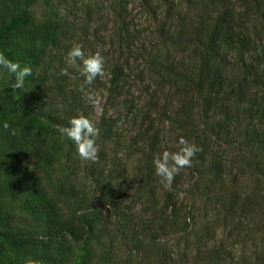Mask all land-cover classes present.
<instances>
[{"label":"rangeland","instance_id":"1","mask_svg":"<svg viewBox=\"0 0 264 264\" xmlns=\"http://www.w3.org/2000/svg\"><path fill=\"white\" fill-rule=\"evenodd\" d=\"M171 1L175 8L168 21L159 0L18 2L19 8L25 9L35 24L43 23L49 15H53L62 17L76 27L83 25L82 20L86 19V4L94 3L97 12L88 21V38L93 33L96 48L101 49L102 53L111 49L110 56H115L117 61L121 58L128 64L117 86H111L108 72L104 70L103 76L97 77L98 81L81 91L86 117L98 128L104 123L109 131L106 140L99 146L97 161L81 160L73 142L59 133L58 128L52 131L57 156L51 164L25 159L26 165L38 173L46 194L58 208L59 216L76 227L74 231L79 238L72 240L67 237L65 242V264H189L190 256L201 249L216 251L215 259L220 261L224 258L226 264L256 263L255 253L252 259L247 257L249 249L243 255L245 250L235 236L237 226L234 219H222L218 210V195L225 189L231 194H245L257 189L264 191L263 176L260 179L253 168L258 158L257 151L248 147L250 143L244 132V128H249V121H252L264 135V93L258 96L260 89L257 92L251 86L239 108H227V115H233L230 119L234 123L229 121L218 134L211 132V120L207 123L204 117L198 118L197 107L191 105L196 133L188 142L201 150L192 158L190 170L182 169L185 180L176 198L187 212L186 230L175 234L158 232L153 242L145 234L139 235L136 231L137 220L148 214L143 211V199L148 188L145 182L139 186L138 180L142 173H149L152 178L155 172L149 166L148 159H141L138 152L144 141L135 140V137L142 129L155 127L160 142L169 146L168 151L178 147L180 139L174 136L178 126L171 124L170 127L174 128L171 131L161 115L165 112L169 114L185 97L180 85L181 75L192 71L196 64L189 46H179L176 42V33H172V40H163L161 32L169 21L170 25L176 26L175 30L191 26L199 13V7L194 5L196 0ZM0 3H4V8L10 5L6 0H0ZM110 5L120 9L127 21V33L130 36L121 44L114 41V35L111 37L114 29ZM27 33L26 29L14 31L10 35V46L0 50V53L5 56L17 55V51L23 48H32L30 53L39 59L36 72L43 68L45 70L49 63L57 61L64 47H59L57 53L50 55L47 43H40L39 40L28 42ZM72 36L65 39V45L73 42ZM16 43L20 45L18 49L15 48ZM84 52L86 56L89 55L87 48ZM231 62V57H224L220 63L222 71L229 74ZM65 63L69 66L67 58ZM73 71L68 68L69 75L64 76L68 85L77 84ZM13 78L14 74L0 68V92L7 90L11 93L12 103L18 108H44L41 101L22 95L23 88L13 89ZM89 95L99 97L103 111L94 106ZM253 95L259 98L253 100L250 98ZM187 96L189 98L190 95ZM153 100L159 106L153 105L148 109V102ZM245 100L252 102L249 107L253 111L261 100L263 108L258 114V121L256 117L250 119L244 110L241 112L246 107ZM218 117L215 114L213 119ZM40 120L43 122V118ZM200 160L203 162L200 163ZM211 162L216 164L215 171L212 170L214 167H211ZM63 187H72L75 192H63ZM138 187L141 188L140 193ZM257 202L264 206V199L257 198ZM255 223H250L254 229ZM42 225V220L26 211L18 200L4 192L0 193V228H19L38 239ZM248 232L251 237L249 243H257L262 231L248 229ZM58 244V241L38 244L23 253L5 251L2 258L6 264H26L28 259L54 264L61 255Z\"/></svg>","mask_w":264,"mask_h":264},{"label":"trees","instance_id":"2","mask_svg":"<svg viewBox=\"0 0 264 264\" xmlns=\"http://www.w3.org/2000/svg\"><path fill=\"white\" fill-rule=\"evenodd\" d=\"M6 1L10 4L6 8L4 3H0L1 51L10 46V35L14 31L24 29L28 32L26 36L28 42L34 43L39 40L40 43H47L50 55L57 53L59 47L64 48L57 61L49 63L48 68L45 70L43 68L39 72H36L39 59L37 55L30 53L32 48H23L17 51V55H6L7 59L18 62L21 67L28 66L32 69V74L25 78L21 94L41 101L44 108H18L12 103L11 93L7 90L0 92V193L4 192L12 199L18 200L26 211L40 218L43 225L38 239L19 228L9 226L0 228V264H6L2 258L5 251L23 253L35 245L52 241H58L61 249L60 259L54 264H65L63 261L67 251L65 242L67 237H71L72 240L79 238L74 231L76 227L59 216L58 208L46 194L38 173L26 165L25 159L51 164L57 156L52 131L59 126H68L69 119L74 116L86 117L81 98L83 77L77 67L65 63V58H67L66 53L76 44L82 45L83 50L87 48L89 55L96 51L101 52V49L96 48L93 33L91 38L87 36L88 21L92 20L91 16L97 12V7L94 3L86 4V19L82 20L83 25L76 27L64 21L62 17H53V15H49L43 23L35 24L29 13L19 8V0ZM159 1L164 7L163 14L168 21L175 4L171 0ZM194 5L199 7V13L191 26L175 30L176 26L170 25L169 21L166 29L161 32L163 40H172V33H176V42L179 46L186 48L189 46L190 53L194 54L196 60L194 69L181 75L180 85L185 97L174 110H170L169 114L159 113L167 121L171 131H174V128L170 127L171 124L178 126V131L174 135L176 139L184 138L187 141L196 133V125L191 116L192 104L197 107V117H204V122L211 120L209 122L212 123L211 132L218 134L229 121L231 124L234 123L230 119L233 115H227V108H239L249 92V86L255 88V91L260 89L258 96L264 93V0H236V2L196 0ZM111 11L114 29L111 37L114 35V41L121 44L130 36L127 33V21L124 20L120 9L111 7ZM69 36L74 37V40L65 45V39ZM19 46L16 43L15 48L18 49ZM115 51L116 49L113 52ZM106 52L109 54L101 52L105 59L104 70L108 72V82L111 86H117L128 69V64L121 58L117 61L115 56H110L111 49ZM224 57L232 58V69L229 74L220 68ZM61 68L74 69L73 76L77 77V84L68 85L64 75L59 74ZM14 80L15 78L12 79L13 82ZM96 81L97 78L93 84ZM91 86L84 88L88 89ZM187 94L190 95L189 98ZM257 97L253 95L250 98L256 100L259 98ZM250 103L246 101V107L241 112L244 110L250 119L256 117L255 120L258 121V114L263 108L262 102L259 100L256 103L257 108L254 111L250 109ZM153 105L159 106L156 100L149 101L148 109ZM215 114H218V118H222L214 120ZM172 116L175 117L171 118ZM40 118H43V122ZM5 122L9 124L8 130L3 127ZM103 124L99 126L100 134L96 140L98 147L103 144L109 133L106 125ZM13 129L15 135L12 134ZM244 132L250 143L248 147H253L258 154L253 164L254 171L260 179L262 176L264 179V135L252 121H249V128H244ZM138 139L144 141L138 151L141 159H148L149 166L154 170V155L168 150L169 146L160 142L155 127L149 130L142 129L135 137V140ZM135 140L133 144L136 145ZM177 150L178 147L170 149L173 152ZM202 162L200 160V163ZM210 165L214 167L216 164L211 162ZM212 170L215 171V167ZM153 175L151 178L149 173H142L139 177V186L145 182L148 188V193L143 199L145 206L143 211L148 214L145 218L138 219L135 225L137 233L145 234L151 242L158 232L175 234L187 228L185 206L176 199L178 190L185 180L182 170L175 176L171 191L165 190L160 178L155 173ZM138 190L140 193L141 188ZM62 191L75 192L72 187H63ZM218 198V210L222 215L220 217L235 221L237 226L235 236L241 241L240 245L245 250L243 255L249 249L247 257L252 259L251 256L255 253V264H264V206L257 202V198L264 199V191L257 189L245 194H231L225 189ZM253 221L256 222L255 229L250 225ZM248 229L262 231L257 243H249L251 237ZM206 252L207 249L196 251L190 256L189 264H226L223 262L224 258L220 261L215 259L216 251L210 250L207 254Z\"/></svg>","mask_w":264,"mask_h":264},{"label":"clouds","instance_id":"3","mask_svg":"<svg viewBox=\"0 0 264 264\" xmlns=\"http://www.w3.org/2000/svg\"><path fill=\"white\" fill-rule=\"evenodd\" d=\"M67 60L71 66L78 68L80 75L83 77L81 90L84 86H91L98 76H103L105 59L100 51L94 54L85 55L82 45H74L67 53ZM80 62L79 64L77 62ZM0 68L6 69L9 73L15 75L14 83L11 84L13 89H22L27 76L32 74V69L28 66L21 67L18 62H13L0 53ZM60 75L67 76V68L60 69ZM89 100L96 108L103 111L99 97L89 95ZM5 130L9 129L7 122L3 125ZM57 131L73 142L76 152L81 160L97 161L99 147L96 140L100 134V129L93 122L83 115L74 116L69 119L68 126H59ZM15 135V130H12ZM201 149L194 143H189L184 138L178 142L177 151L165 150L157 153L153 157L154 172L160 178V182L167 191L172 190V182L176 175L182 169L189 168L192 165V158ZM26 264H40L39 261L28 259Z\"/></svg>","mask_w":264,"mask_h":264}]
</instances>
